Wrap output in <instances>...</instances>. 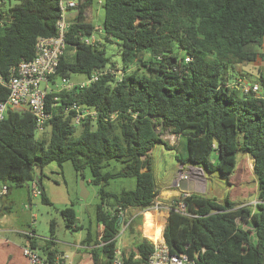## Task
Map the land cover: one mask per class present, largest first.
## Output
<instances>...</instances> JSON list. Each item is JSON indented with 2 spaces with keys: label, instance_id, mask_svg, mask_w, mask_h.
I'll list each match as a JSON object with an SVG mask.
<instances>
[{
  "label": "trees",
  "instance_id": "16d2710c",
  "mask_svg": "<svg viewBox=\"0 0 264 264\" xmlns=\"http://www.w3.org/2000/svg\"><path fill=\"white\" fill-rule=\"evenodd\" d=\"M6 1L4 8L5 0H0V77L4 80L10 67L34 56L38 37L55 34L61 13L60 0ZM75 1L77 5L68 9L75 15L65 34V53L70 49L71 59L65 53L60 57L52 79L118 69L96 32H103L105 42L118 41L120 79L105 72L87 86L48 93L46 108L52 116L40 138L35 137L28 110L9 108L0 124V183L7 189V183L38 184L35 169L51 161L70 160L77 172L89 167L92 183L99 185L95 219L102 227L95 238L87 230L80 245L92 264H110L120 229V217L113 212L117 207L146 209L158 193L148 152L156 143L174 148L160 137L163 131L185 136L186 155L176 154L178 160L224 178L243 151L253 159L259 199L255 205L235 207L228 197L220 202L189 193L183 197L186 214L170 210L162 235L170 252H185L194 264H264V97L243 93L237 83L226 84L230 64L264 57L255 50L264 36V0H99L104 12L99 31L85 19L92 0ZM92 33L94 42L80 39ZM259 79L264 85V75ZM7 93L0 82V100ZM54 97L57 104L51 107ZM71 103L95 110V117L74 125V112L64 111ZM110 160L122 163V170L103 171ZM115 175L134 177L135 187L118 193L104 190ZM41 198L48 201L43 188ZM60 214L66 225L74 224L72 208ZM134 220L127 223L130 234ZM24 237L37 247L35 238ZM134 239L123 264H139L153 249L145 235ZM45 240L44 256L51 264L58 249L52 237Z\"/></svg>",
  "mask_w": 264,
  "mask_h": 264
},
{
  "label": "rangeland",
  "instance_id": "374dc122",
  "mask_svg": "<svg viewBox=\"0 0 264 264\" xmlns=\"http://www.w3.org/2000/svg\"><path fill=\"white\" fill-rule=\"evenodd\" d=\"M1 6L6 8L8 6L7 1L5 0ZM71 13L74 14L75 10H71L69 15ZM103 15V7L99 0H92L90 6L85 9L86 21H90L95 28L102 27ZM95 35L101 43H104L106 56L110 61L115 62L122 71L118 41L111 38L110 42H105L103 32H96ZM71 54L72 51L67 50L66 58L71 59ZM238 75H241V79L247 84H256L259 89L258 92L260 91L264 96V85L249 64H230L228 67L229 80H234ZM86 79L87 75L83 72L71 73L69 76V81L77 84ZM54 81L60 84V77H54ZM48 134L49 129L43 134V136L45 135L44 138H47ZM35 137L40 138L38 131L35 132ZM160 137L168 141L170 145H174V148L166 149L160 143H156L149 150L148 155L152 163L155 185L158 189L153 205L156 202L158 206L161 204L160 208H165L167 214V204L171 199L183 194V190L175 183L176 178L180 179V177L187 181L188 186L191 185L190 193L201 194L220 202L228 197L235 207H252L259 200L257 198V182L253 173V159L247 153L243 151L237 153L234 170L229 177L224 178L218 172H207L192 164L182 163L176 158V154L180 158L186 155L185 136L173 134L166 130L162 132ZM193 168L199 172H195ZM120 170H122V163L115 160L108 161V164L103 168V171L111 173H117ZM91 179V172L87 166L81 172H77L70 160L62 161L60 164L51 161L42 167L40 175V184L48 199L47 202L42 200L41 194L31 195L30 181L27 185L21 186L7 183L10 185L11 191L8 195L0 198V205L3 207L2 213L7 221V230L0 232V264L10 263L11 258L12 262L27 264V260L22 254V247L29 243L21 233H31L32 231L39 246L35 249L41 255L46 253V250H42V245L46 243L45 239L52 237L55 240L54 246L58 251L75 253L73 264H92L85 249L81 246H75L84 237L87 230L95 238L100 228V224L95 219L96 205L100 201L98 196L99 185L92 183ZM173 179L174 182L171 183ZM81 180L87 191L85 198L80 196ZM134 187L135 178L124 175L110 177L107 183L103 185L104 190L115 193L122 189H133ZM7 206L8 209H6ZM67 207L72 208L75 212L73 225H66L65 218L60 214V211ZM2 213L0 217L3 216ZM125 214L129 217L136 216V218L133 217L135 219L134 233L130 234L126 228L125 233L117 239V246L127 254L134 245V238L143 236L144 216L143 212H139V210L137 212L136 209H130ZM51 222H53V233L50 231ZM243 225L250 230L252 229L249 223H243ZM119 226L121 227V225ZM13 228H16V231ZM151 233L152 229L148 228L145 234ZM146 237L150 240V236L146 235Z\"/></svg>",
  "mask_w": 264,
  "mask_h": 264
},
{
  "label": "built area",
  "instance_id": "2783aa9c",
  "mask_svg": "<svg viewBox=\"0 0 264 264\" xmlns=\"http://www.w3.org/2000/svg\"><path fill=\"white\" fill-rule=\"evenodd\" d=\"M77 5L75 0H60V17L56 21V32L51 36H41L35 41V54L30 59H21L18 64L10 67L7 79L0 77V82L5 85L8 90L5 99L0 100V124L6 116L9 108H23L28 110L35 122L36 131L43 130L44 125L51 118L52 113L46 108V96L50 92H60L62 90L69 91L74 86L80 87L87 86L89 83L98 79L105 72L115 74L117 79H120L122 71L105 68L103 70H94L85 81H81L78 84L72 83L67 77H60V84H57L52 76L55 74L59 59L65 53L66 42L65 34L70 25V19L66 17V13L69 8H73ZM96 31L100 30V27L96 28ZM80 39L85 43H92L95 41V35L92 33L88 36H80ZM188 60V58H185ZM243 93H257L258 86L256 84L240 85ZM56 97L51 102V107H55L57 102ZM64 111H73V124L78 125L86 117H95L96 111L85 106L78 105L77 103H71L65 105ZM113 116V115H112ZM182 179L176 178L175 183L178 184ZM6 184L0 185V198L7 194ZM29 190L32 196L41 194V188L35 181H31ZM190 192L183 191L178 197L171 199L167 204L168 212L174 210L182 214H186V204L183 200L184 196H187ZM155 201V199H154ZM154 201L148 208H160ZM130 209V208H128ZM128 209H122L117 207V211L113 212L120 217L121 225L118 234L115 236L116 247L114 249V256L112 257L110 264H123L122 257L125 255L123 250L117 246V239L121 237L126 231L127 223L131 217L125 221L126 211ZM1 210V205H0ZM144 209L142 210V212ZM101 229V225H99ZM34 238V233H25ZM100 237V236H99ZM162 240L159 244L152 246V251L147 257L139 264H194V259L189 257L185 252L173 253L170 252L167 244L161 236ZM102 244V243H101ZM81 246L77 245L76 247ZM22 254L27 259V264H47V260L44 255H41L30 244L22 247ZM138 255H136L137 257ZM51 264H73L72 254L65 251H56L53 254Z\"/></svg>",
  "mask_w": 264,
  "mask_h": 264
},
{
  "label": "crops",
  "instance_id": "0c3cea01",
  "mask_svg": "<svg viewBox=\"0 0 264 264\" xmlns=\"http://www.w3.org/2000/svg\"><path fill=\"white\" fill-rule=\"evenodd\" d=\"M69 10L67 11V13H66V17L68 18V19H72L73 18V16L75 15V13L73 14V13H71L70 15H69ZM255 50L258 52V53H261V54H264V36H263V38H262V44L260 45V46H257V47H255ZM247 64H249L252 68H253V71H254V73H255V75H257V77L259 78V76L260 75H264V57H263V59L261 58V57H257L256 58V60H254V61H252V62H248ZM242 77H241V75H238L234 80H228V81H226V84L228 85V86H234V85H236V83H237V85L239 86V85H246L247 83L245 82V81H243L242 79H241ZM239 83V84H238ZM240 91H241V88H240ZM257 95H259V96H263L261 93H260V91L259 92H257L256 93ZM264 97V96H263ZM41 172H42V169H39V168H36L35 169V173H36V175H41ZM172 182H174V179H173V181H171V183ZM38 185H39V187L42 189L43 187H42V185L40 184V183H38ZM41 185V186H40ZM179 187V186H178ZM10 191H11V189H8L7 190V194L6 195H8L9 193H10ZM44 191V190H43ZM5 195V196H6ZM8 207V206H7ZM130 209H136L137 210V212H138V210H139V212H142V209H139V208H130ZM130 209H128V210H130ZM2 213V210L0 211V214ZM2 217H0V232L2 231V230H7V221H6V217H4L5 215L2 213ZM144 216V215H143ZM136 218V216H131V218ZM153 223L151 222V221H145V220H143V225H142V231H143V235H147V236H150V239H152V236H153ZM148 228H151L152 229V233L151 234H145L146 233V230ZM13 230H15L16 231V228H13ZM23 236H24V234L25 233H21ZM25 239H26V241H28V239L25 237ZM36 244H37V242H36ZM77 245H80V242L77 244ZM77 245H75V246H77ZM37 246V248H39V246H38V244L36 245ZM42 250H43V245H42ZM68 253H70V254H72V256H73V258H74V256H75V253L73 252H68ZM87 253V252H86ZM87 255H88V258H90V255L87 253ZM9 257H10V255H9ZM27 260V259H26ZM90 260H91V258H90ZM15 261V260H14ZM91 263H92V261H91ZM6 264H18L17 262H12V258H11V262L10 263H6Z\"/></svg>",
  "mask_w": 264,
  "mask_h": 264
},
{
  "label": "bare ground",
  "instance_id": "6f19581e",
  "mask_svg": "<svg viewBox=\"0 0 264 264\" xmlns=\"http://www.w3.org/2000/svg\"><path fill=\"white\" fill-rule=\"evenodd\" d=\"M195 172H199L195 168H193ZM192 184V183H189ZM191 186V185H190ZM144 219L145 221H151L153 223V236H152V245H157L161 242L162 240V233L164 226L166 224V219H167V212L165 208H146L143 211Z\"/></svg>",
  "mask_w": 264,
  "mask_h": 264
},
{
  "label": "water",
  "instance_id": "95a60500",
  "mask_svg": "<svg viewBox=\"0 0 264 264\" xmlns=\"http://www.w3.org/2000/svg\"><path fill=\"white\" fill-rule=\"evenodd\" d=\"M177 186H179V188L181 190H183V191H188V192L191 191V186L187 185V181H185V179H181L179 181V183L177 184ZM86 195H87V191H86V189H85V187L83 185V181L81 180V183H80V196L82 198H85Z\"/></svg>",
  "mask_w": 264,
  "mask_h": 264
}]
</instances>
